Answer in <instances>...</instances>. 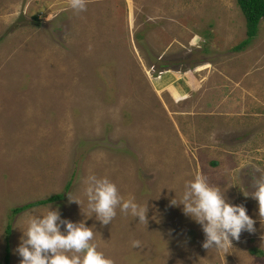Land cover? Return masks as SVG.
<instances>
[{
  "label": "rangeland",
  "instance_id": "rangeland-1",
  "mask_svg": "<svg viewBox=\"0 0 264 264\" xmlns=\"http://www.w3.org/2000/svg\"><path fill=\"white\" fill-rule=\"evenodd\" d=\"M245 29L236 0H89L80 13L69 0H0V264L6 245L20 264L28 220L50 208L93 228L115 264H264L251 196L264 175V20L237 49ZM197 174L246 207L255 233L203 248L180 204ZM89 175L145 206L148 224L117 209L102 225Z\"/></svg>",
  "mask_w": 264,
  "mask_h": 264
},
{
  "label": "clouds",
  "instance_id": "clouds-1",
  "mask_svg": "<svg viewBox=\"0 0 264 264\" xmlns=\"http://www.w3.org/2000/svg\"><path fill=\"white\" fill-rule=\"evenodd\" d=\"M88 3L89 0H69V7L80 13L87 10ZM85 184L88 208L102 225L112 223L117 209L125 215L138 217L139 223L148 224V209L133 199H124L117 185L108 178L89 175ZM252 186L254 191L251 196L258 201L259 217L264 223V175L253 177ZM68 199L70 203L81 205V200L71 193H68ZM171 203L178 205L175 199ZM180 204L185 215L202 226L204 249L226 250L233 239L239 241L244 231H256V221L248 215L246 207L227 202L220 188L211 185L203 174H197L193 181L185 185ZM62 226H65L64 231H61ZM23 233L16 249L22 257L20 264H115L93 243V228L83 222L62 219L58 210L50 208L42 217L30 218ZM140 244L139 240L132 241L135 248Z\"/></svg>",
  "mask_w": 264,
  "mask_h": 264
},
{
  "label": "trees",
  "instance_id": "trees-1",
  "mask_svg": "<svg viewBox=\"0 0 264 264\" xmlns=\"http://www.w3.org/2000/svg\"><path fill=\"white\" fill-rule=\"evenodd\" d=\"M239 8L241 9L245 17V34L246 38L241 41L235 48H244L250 43V41L255 37L257 33V28L260 20H264V0H236ZM62 197L61 194H56L48 197L47 199L37 200L22 207H17L13 209L14 212H19L24 208L33 207L40 204H46L59 200ZM7 234L10 233V226L8 225L6 229ZM260 252V251H259ZM8 246L6 245V257L5 264H8Z\"/></svg>",
  "mask_w": 264,
  "mask_h": 264
},
{
  "label": "crops",
  "instance_id": "crops-1",
  "mask_svg": "<svg viewBox=\"0 0 264 264\" xmlns=\"http://www.w3.org/2000/svg\"><path fill=\"white\" fill-rule=\"evenodd\" d=\"M190 80H192L191 77H189L188 82H187V85L190 84ZM196 81H197V80H196ZM210 84H211V85H212V84L214 85V83H211V82H210ZM187 85L184 86L183 84H179V85H177V88L180 89V90H183L185 87H186V88L188 87ZM213 85H212V86H213ZM177 88H175L176 91H177ZM181 88H183V89H181ZM209 88H210V87H209Z\"/></svg>",
  "mask_w": 264,
  "mask_h": 264
}]
</instances>
